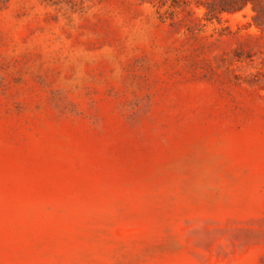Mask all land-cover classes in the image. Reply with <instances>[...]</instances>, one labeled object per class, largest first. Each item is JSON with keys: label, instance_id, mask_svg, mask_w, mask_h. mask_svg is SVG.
<instances>
[{"label": "rangeland", "instance_id": "obj_1", "mask_svg": "<svg viewBox=\"0 0 264 264\" xmlns=\"http://www.w3.org/2000/svg\"><path fill=\"white\" fill-rule=\"evenodd\" d=\"M259 1L0 0V264H264Z\"/></svg>", "mask_w": 264, "mask_h": 264}, {"label": "trees", "instance_id": "obj_2", "mask_svg": "<svg viewBox=\"0 0 264 264\" xmlns=\"http://www.w3.org/2000/svg\"><path fill=\"white\" fill-rule=\"evenodd\" d=\"M245 1H247V0H245ZM224 3L226 2V1H223ZM259 2H263V0H260ZM224 11H226V10H224Z\"/></svg>", "mask_w": 264, "mask_h": 264}]
</instances>
